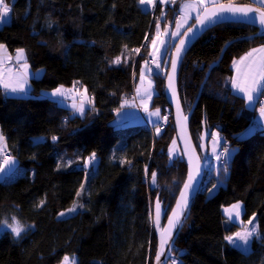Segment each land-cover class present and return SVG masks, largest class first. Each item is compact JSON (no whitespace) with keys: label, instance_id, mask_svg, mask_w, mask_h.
<instances>
[{"label":"trees","instance_id":"16d2710c","mask_svg":"<svg viewBox=\"0 0 264 264\" xmlns=\"http://www.w3.org/2000/svg\"><path fill=\"white\" fill-rule=\"evenodd\" d=\"M7 1L11 19L0 27V44L12 53L24 49L32 68L44 69L42 77L31 79L33 94L80 81L94 96L98 111L73 116L53 99L6 96L0 86L1 131L23 171L14 180L0 181V221L12 224L16 217L34 225L21 238H14L9 228L0 232V264H58L70 253L77 254V264H152L157 236L150 212L157 196L164 208L173 207L186 179L183 158L169 160L168 148L176 138L173 117L159 135L156 129L153 135L147 124L121 132L112 122L122 99L134 94L161 6L157 5L154 17L138 0ZM178 4L179 0L166 7L164 23L171 18L175 23ZM256 31L245 24L215 26L196 41L181 66L179 96L188 113L209 67L219 59L226 42L234 41L203 85L190 131L199 151L201 135L214 129L236 151L225 185L212 196L206 189L216 176L204 169L201 187L206 184L200 187L174 248L182 264H264V240L254 238L248 252L225 241L241 226L227 223L222 211L242 201L243 218L248 220L255 213L264 236V133L238 136L254 122L259 102L256 109H248L245 98L226 83L233 74V60L264 44V37H250ZM137 48H142L140 55L134 51ZM116 57L121 58L120 65L111 63ZM154 76L158 94L153 103L163 111L168 105L164 76ZM52 136L58 141L53 143ZM36 137L47 139L34 144ZM93 151L99 157L98 167L87 174L83 161ZM114 152L132 164L113 160ZM61 158L79 163L65 168ZM145 165L149 177L152 171L157 173L156 185L146 179ZM81 183L87 193L82 199L86 208L59 218L58 213L78 202ZM41 200L45 205L37 208Z\"/></svg>","mask_w":264,"mask_h":264},{"label":"snow or ice","instance_id":"6c2138e0","mask_svg":"<svg viewBox=\"0 0 264 264\" xmlns=\"http://www.w3.org/2000/svg\"><path fill=\"white\" fill-rule=\"evenodd\" d=\"M157 2L158 0H138L140 5L151 6L153 8L157 6ZM159 2L161 4H175L177 0H159ZM209 3L212 5L211 10L208 7ZM256 3L257 6L255 7H240L232 4L225 5L220 3L219 0H185L182 4L180 19L175 21L176 30L171 33L167 31V28L164 30L163 36L165 38H180L178 45H172V47L175 48V56L174 58L166 60L163 65L158 63L155 58L152 59L151 63L155 65V68L158 70L156 73L157 76L160 74L159 70H162L163 68H170L171 70L167 75V89L170 91L176 105L174 123L183 127L188 120V116L183 114L181 98L177 92L175 84V73L178 66L183 62L184 54L189 50L191 44L198 38L200 33L205 28L218 22L230 20L234 16H243L246 18L248 23H259L261 27H264V0H256ZM11 12L12 9L9 7L8 3H6L5 0H0V24H7L10 21ZM192 12H195V22L185 28L184 25H186L188 20L192 18ZM228 13L232 14V16L226 15ZM161 18L162 17H157V20ZM47 27H52V23L49 22ZM181 29H183V31H181ZM161 35L160 25L157 23L155 25L154 37L149 41V45L153 51L147 52L148 56L164 57L169 51H171L167 45V40L161 38ZM145 39L147 40L148 37L146 36ZM157 43H159L160 47H157ZM231 43V41H228L225 46L227 47ZM161 49H163V51H161ZM0 50H6V46L0 44ZM68 50L69 49H66L65 51L67 52ZM134 51L136 54H140V48H137ZM221 51H223V49ZM5 59L13 60L19 69H22V71L17 75L15 80H12L0 71V85H2L4 94L6 96L15 95L17 98L27 96L29 92V76L39 78L43 74V69L29 73L27 56L25 50L22 48L16 50L15 57H0V66L4 64ZM121 62L120 57H116L111 61V63L115 65H120ZM124 63H127V59H125ZM233 65L236 67L238 75L230 78L231 86L237 92L245 95L248 107H253L260 97H264V44L259 47L252 48L238 60H233ZM134 66L135 65L133 64V67ZM144 68H147L149 74L152 73V68L149 66L148 60H144V64L139 74L140 85H143L145 82ZM81 89H83V91H81ZM135 92L136 95L132 97L131 101L127 98L122 99L120 107L114 110L116 111L118 117L123 114V109L125 108L142 107L153 126H157L161 121L164 123L168 122V116L161 115V110L159 108L149 111V106L145 103L146 100L149 102L152 100L153 87L151 80L148 81V86L143 89H141L140 86H137ZM48 95L54 98L57 103L63 104L64 101H70V110L73 116L85 117L98 111L95 107L94 96L88 94L87 88L84 87L80 81H73L71 88H66L63 84H61L48 93ZM137 99H139V103H136ZM259 102L261 104L259 108L260 119L255 122L246 133L241 135H251L257 130H264V100H259ZM189 111H191V109H189ZM153 117L155 119H152ZM67 122V118H65L63 123L67 124ZM161 130V127H156L157 135L161 133ZM183 138V134H181V139ZM46 139L47 137H36L34 138L33 143H43ZM58 139L59 138L57 136L51 137L53 143L58 141ZM200 139H210L212 141V156L218 162L216 167L217 174L226 176L229 172L232 154L236 151V149L228 147L227 142L224 141V137H222L218 131L210 132L206 130ZM222 141L224 142L223 144ZM172 143L175 145L176 141L173 140ZM201 147L203 148L204 145L201 144ZM218 149L220 150L218 151ZM184 151H187V145H185ZM177 155H182V153L176 148H170V158ZM112 159L119 160L121 164H132L131 160L120 157L115 152L113 153ZM0 161H2L0 162V174H5L7 176L9 170H14L16 173H19L20 170L16 167V160L10 154L7 138L2 131H0ZM61 161H63V158H61ZM98 162L97 154L93 151L87 158H84L82 166L87 169L89 167H94ZM196 162V175L194 176L191 172L189 173L188 181L183 186L184 190L180 193V199L176 203V208L171 210L170 215L168 214V210L162 207V202L159 199V196H157V199L154 202L153 210L150 212V220L153 226L160 228L161 217L164 216L167 219L166 226L160 229L155 253V264H163L161 261L162 256H165L167 259L166 250L168 253L174 254V233H177L183 226V219H186L185 213L189 207L190 195L195 191L196 176H199L201 171L198 156L196 157ZM73 163H79V161H63V167H70ZM189 163H192V157H189ZM60 167L61 163L58 162L57 169L59 170ZM145 176L149 183L152 185L157 184V173L152 171L149 177L147 165H145ZM216 188L217 185H213L212 189L206 190L209 191L210 195H212L214 194L213 190ZM85 195H87L85 186L84 183H81L80 189L76 193L78 202H74L70 208L58 213V217H65L69 213H78L80 210L85 209L86 205L82 202ZM44 205L45 200H41L36 207L42 208ZM225 211L229 221L233 223L239 222L244 225L243 231L236 232L232 235H226L224 237L225 241L233 248L248 252L251 250V242L254 238L264 240V236L260 233L259 223L257 222L255 213H253L246 223L240 219L245 212V207L242 201H237L231 204ZM12 220V224H9L7 220L0 221V224L6 225L10 228L14 238H21L22 234H26L28 230L34 227V225L22 223L16 217H12ZM63 264H69V258L67 256L64 257ZM71 264H76L74 257L71 260ZM172 264H182V262L179 257H175L172 260Z\"/></svg>","mask_w":264,"mask_h":264},{"label":"rangeland","instance_id":"374dc122","mask_svg":"<svg viewBox=\"0 0 264 264\" xmlns=\"http://www.w3.org/2000/svg\"><path fill=\"white\" fill-rule=\"evenodd\" d=\"M5 2L7 3V1L5 0ZM185 2V0H182V4ZM9 5V7L11 6L10 4H8ZM180 6V5H179ZM182 9V8H181ZM181 9L179 10V7L173 12L174 13V16L176 15V16H179V18H180V15H181ZM152 14H154V17H155V15H156V7L155 8H153L152 10ZM166 13H167V9L165 8V7H163V5H162V7H161V10L159 11V15H157V17H162L161 19H159V20H157L156 21V23H155V25L158 23L159 25H160V29H161V38H164V39H166L167 40V45H169L171 42H172V40H173V38H165L164 36H163V32H164V30L167 28V31L169 32V33H171L172 31H175L176 30V24L173 22V19L171 18V20H169L167 23H164V20L167 18L166 17ZM172 13V14H173ZM157 19V18H156ZM176 21V20H175ZM9 23V22H8ZM3 25H5V24H0V27H2ZM154 32H155V27H154ZM154 32H153V34H152V36H151V38L150 39H152L153 37H154ZM177 42V41H176ZM176 42L173 44V45H175L176 44ZM3 45H5V44H3ZM6 46V45H5ZM157 47H160V45H159V43H157ZM149 49H150V51H153V49L151 48V46L149 45ZM172 50H173V47H172V49H171V52H170V54H169V56H168V60L171 58V53H172ZM149 51V52H150ZM161 51H163V49H161ZM142 52V51H141ZM26 53V52H25ZM138 55V54H137ZM27 56V55H26ZM138 57V56H137ZM165 57L166 56H164V57H161V56H155V57H152V58H155L156 60H157V62L158 63H161L162 61H164V59H165ZM147 60V59H146ZM27 62H28V65H29V68H28V71H29V73H32V72H35V71H37V70H40V69H43V68H38V69H33L32 68V66L30 65V63H29V61H28V59H27ZM143 64H144V61L141 63V65H140V68H139V71H138V73H137V76H136V82H135V85H134V96L136 95V92H135V89H136V87L137 86H140L141 87V89H143V88H145V87H147L148 86V81L149 80H151L152 81V87H153V96H152V100L149 102V101H145V103H147L148 104V106H149V111H151V110H154L155 108H159L160 110H161V115H163L162 114V109L160 108V107H156V106H154V103H153V101H154V97L158 94V90H157V87H156V79H155V76H154V73H157V71H155L154 69L152 70V73L151 74H149L148 73V71H147V68H144V72H145V82H144V84L143 85H140L139 84V74H140V71H141V68H142V66H143ZM13 66V65H12ZM11 66V67H12ZM149 66L152 68L153 67V65L151 66L150 64H149ZM5 67V66H4ZM16 68L18 69V74L22 71V69H19V67L18 66H16ZM156 69V68H155ZM164 70H159L160 71V75L161 76H164V80H165V77H166V73H167V70H168V68H163ZM157 70V69H156ZM6 76H8V77H10L12 80H15L16 79V77H17V75H15L14 73H11L10 71H7L6 73H4ZM43 74H44V69H43ZM40 77H42V76H40ZM39 77V78H40ZM32 78H36V77H32V76H29V79H28V87H29V92H28V95L27 96H24V97H30V96H39V95H35V94H33V92H32V84H31V79ZM38 79V78H37ZM165 82V81H164ZM66 87V86H65ZM66 88H68V87H66ZM69 88H71V87H69ZM52 90H49V91H45V92H47V93H50ZM31 92V93H30ZM89 94V93H88ZM8 96H14V97H17V96H15V95H8ZM244 97V96H243ZM245 98V97H244ZM129 101H131V99L130 98H127ZM136 103H139V99H137L136 100ZM245 103H246V107L249 109H252V110H254V108H255V104H254V106L253 107H248V102H247V99L245 98ZM60 105H64V106H66V105H68V107H70V101H64V103L63 104H61V103H59ZM259 108L260 107H258L257 108V113H256V118L254 119V122L247 128V129H249L255 122H257L259 119H260V117H259ZM258 116V117H257ZM173 117V116H172ZM152 119H155L154 117L152 118ZM147 122H149L152 126H153V124L151 123V121L149 120V118H148V116H147V114L144 112V110H143V108L142 107H140V108H137V107H130V108H125V109H123V114L121 115V116H117V113L115 112V117H114V120H113V125H114V127L118 130V131H121V132H124V131H126L127 129H129V128H134V127H137V126H142V125H146L147 124ZM172 122H173V119H172ZM155 127V129H156V127L157 126H154ZM0 131H1V127H0ZM215 131H218V129H214L212 132H215ZM219 132V131H218ZM220 133V132H219ZM263 133H264V130H263ZM252 135V134H251ZM251 135H243L242 137H250ZM173 140H175L176 141V144L175 145H173V143L171 142L170 143V145H169V148H168V154H169V150H170V148H176L179 152H181V150H180V147H179V144H178V142H177V139L175 138V139H173ZM172 140V141H173ZM212 147H213V143H212V141L209 139V142H208V154H207V157H206V159L203 161V164H204V169L206 170V173L208 174V175H214V176H216V181H215V183L213 184V185H217V188L216 189H214L213 190V193L215 194L216 192H217V190L219 189V187L220 186H223V185H225V176L224 175H218L217 174V171H216V167H217V165H218V162L215 160V158L212 156V152H211V149H212ZM230 148H233V147H230ZM235 149V148H234ZM220 149H218V151H219ZM234 154V153H233ZM232 154V155H233ZM13 157V156H12ZM98 157V156H97ZM175 157H177V158H179L180 159V157H182V155H177V156H173V157H171L170 158V156H169V160L170 161H172ZM13 158H15V160H16V167L20 170L19 171V173H16L14 170H9V173L7 174V176L5 175V174H0V181H10V180H14L17 176H19V175H21L22 173H23V171H22V168H21V166H20V164H19V162H18V159L16 158V157H13ZM98 161H99V157H98ZM0 162H2V161H0ZM97 167H98V163L94 166V167H89V168H87V174H89L91 171H95L96 169H97ZM85 182H86V180H85ZM206 184V181H204V183H203V185H202V187L201 188H203L204 187V185ZM213 185L210 187V189H212V187H213ZM214 194H212V195H214ZM208 195L209 196H212V195H210L209 194V192H208ZM243 205H244V203H243ZM71 207V206H70ZM69 207V208H70ZM230 207V205H227V206H225V207H223V215H224V217H225V220H226V222L227 223H233V222H231V221H229L228 219H227V213H226V209H228ZM244 207H245V205H244ZM171 209H172V207L168 210V213H170V211H171ZM63 211H65V210H63ZM62 212V211H61ZM73 214H75V213H69V214H67L65 217H59V218H67V217H69V216H71V215H73ZM244 215V214H243ZM243 215L241 216V220L242 221H244L245 223L247 222V220H245L244 218H243ZM257 218V217H256ZM236 224H238V225H240L241 226V228H239L237 231H235L234 233H236V232H240V231H243V229H244V225L243 224H241V223H239V222H235ZM163 228V226H161V229ZM4 229H8V227L7 226H3V227H0V232H2ZM10 229V228H9ZM234 233H232V234H234ZM232 234H230V235H232ZM65 256H67L68 258H69V264H71V260H72V258L74 257L75 258V261H76V264H77V261H78V258H77V254L76 253H70V254H66ZM64 256V257H65ZM64 257L62 258V260L58 263V264H63V260H64ZM176 256L174 255V254H172V256H171V259H170V261L168 262V264H172V260L175 258Z\"/></svg>","mask_w":264,"mask_h":264},{"label":"water","instance_id":"95a60500","mask_svg":"<svg viewBox=\"0 0 264 264\" xmlns=\"http://www.w3.org/2000/svg\"><path fill=\"white\" fill-rule=\"evenodd\" d=\"M222 3L225 4V5L232 4L234 6H240V7H243V6H253V7H255V6H257L255 4H242V3H235V2H222ZM208 7H209L210 10L212 9V5H208ZM226 15L232 16V14H230V13H228ZM227 23L245 24V25L252 26V27L256 28L257 31H256L255 34L251 35L250 37H252V38L253 37H264V27H261L259 25V23H255V24L248 23L245 17L237 15V16L232 17V19H230V20H227V21H224V22H218L216 24H212V25L208 26L207 28H205L200 33L198 38L191 44L189 50L196 43V41H198L204 35V33H206L209 29H211V28H213L215 26H218V25H221V24H227ZM179 39L177 40L175 45L179 44ZM231 42L233 43L234 41H231ZM229 45L227 47L224 46L223 51L221 52V55H220L219 59L216 62L212 63L211 66L209 67V70L207 72L206 78H205V80H204V82H203V84L201 86L199 95H198L197 99L195 100V102H194V104H193V106L191 108V111H189L188 113H185V111L183 109V114L188 116V120H187L186 124L183 127H181V125H178V124L174 123V117L176 115V105H175L174 99L171 96L170 91L167 89V84H168L167 75L171 71L170 68H168L167 73H166L165 86H164V95H165V100H166L167 104L171 107L172 112H173V126H174V129H175L176 139H177V142L179 144V147H180V150H181V153H182L183 161L185 162V165H186V179H185L184 184L188 181V175H189L190 172L194 176L196 175L195 169H196V163H197L196 162V157L197 156L199 157V167H200V170H201L200 171V175L196 176L195 191L190 195V198H189V207H188V209H187V211L185 213L186 219L182 218L183 219V226H184L185 222L189 219V217L191 215L193 202H194V200H195V198H196V196H197V194H198V192L200 190L201 184L203 182V178H204V164H203V161L206 159L207 154H208V142H209V139H205V140H201L200 139V147H201V144H203L204 147L203 148L201 147L200 151L198 150V148H197V146H196V144H195V142H194V140L192 138L191 131H190L191 117H192V114H193L194 109L196 107V104H197V101L199 99V96L201 94V91H202L204 83L207 81V79H208V77H209V75L211 73V70L220 63V61H221L225 51L229 47ZM189 50L184 54V59H185L186 55L188 54ZM174 56H175V48H173V50H172L171 58H174ZM184 59H183V62H184ZM183 62L178 66L177 71L175 73V84H176V88H177L178 94H179V75H180V70H181V66H182ZM182 108H183V106H182ZM181 134H183V137H184L183 139H181ZM201 136H203V134ZM185 145H187V151H184ZM189 157H192V163L191 164L189 163ZM183 190H184V187H182V189L180 190V192H179V194H178V196H177V198H176V200L174 202V205H173L171 210L176 208V203L180 199V193ZM168 214L170 215L171 211ZM166 224H167V219H166V217L162 216L161 220H160V228H156L155 227L156 236H157V244H158V239H159V233H160L161 226L165 227ZM183 226H182V228H183ZM182 228L177 233H174V241H175L174 248H175L176 242H177V240L179 238V235H180V232H181ZM156 248H157V245H156ZM155 253H156V251H155ZM166 256H167V259L165 258V256L161 257V261L163 262V264H168V262L171 259L172 253H168L167 250H166ZM152 264H155V255H154V259H153V263Z\"/></svg>","mask_w":264,"mask_h":264},{"label":"crops","instance_id":"0c3cea01","mask_svg":"<svg viewBox=\"0 0 264 264\" xmlns=\"http://www.w3.org/2000/svg\"><path fill=\"white\" fill-rule=\"evenodd\" d=\"M7 1V0H6ZM230 1H232V0H219V2L220 3H222V2H230ZM250 2L251 3H253V4H255V5H257V3H256V0H250ZM7 3L9 4V2L7 1ZM160 5L161 7H162V5H163V7H167V6H170V5H173V4H161L160 2H159V0H158V2H157V5ZM180 5V6H179ZM208 5H211V3H209ZM142 6V8L144 9V10H152L153 9V7H151V6H143V5H141ZM178 7H179V10L182 8V0H179V4H178ZM177 7V8H178ZM10 8H11V6H10ZM156 8H157V6H156ZM10 15H11V13H10ZM180 19V18H179ZM178 19V20H179ZM195 19V12H192V18L191 19H189L188 20V22H187V24L186 25H184V27L185 28H187L189 25H191V23L193 22V20ZM181 31H183V29H181ZM179 39V37H176V38H174L173 40H172V42L168 45V47L170 48V49H172V45L177 41ZM151 40V39H150ZM149 45V44H148ZM262 45V44H261ZM260 45H257V46H255V47H259ZM255 47H253V48H255ZM252 49V48H251ZM250 49V50H251ZM249 50V51H250ZM150 51V49H149V46H148V49H147V52H149ZM170 52L171 51H169L168 52V54L166 55V57H165V59H164V61H162L161 62V64L163 65L164 64V62L166 61V60H168V56H169V54H170ZM245 54V53H244ZM244 54H242L241 56H243ZM15 55H16V51L14 52V53H12V52H10L9 50H8V48H7V46H6V50H0V57H2V56H7V57H15ZM241 56H239V57H237V58H235L234 60H238ZM152 57H150V56H148L147 55V60L149 61V64L152 66L153 64L151 63V61H152ZM13 65V66H12ZM5 66V67H4ZM12 66V67H11ZM16 64H15V62L13 61V60H8V59H5V62H4V64L2 65V66H0V71H2L3 73H6L7 71H10L11 73H14L15 75H18V69L16 68ZM241 67H243V66H241ZM231 68H232V71H233V74H232V76L231 77H229V78H227L226 79V83H227V85L231 88V90L234 92V93H236V94H238V95H241V96H244L245 97V95L243 94V93H239V92H237L235 89H233L232 88V86H231V83H230V78H232V77H236L238 74H237V71H236V67L233 65V63H232V65H231ZM155 70V71H158V70H156L155 69V65H153V67H152V70ZM162 70H164V69H162ZM43 75V74H42ZM41 75V76H42ZM1 87H2V85H0ZM67 87V86H66ZM32 88V87H31ZM69 88V87H68ZM81 91H83V89H81ZM31 93V92H30ZM39 96L40 97H46V98H50V99H53V100H55L54 98H52V97H50L49 95H48V93L47 92H45V91H42L40 94H39ZM133 96H134V94H133ZM132 96V97H133ZM132 97H129L130 99H132ZM246 98V97H245ZM260 99V98H259ZM259 99H258V101L255 103V108L254 109H256L257 108V106H258V102H259ZM56 101V100H55ZM62 106H64V105H62ZM65 107H67V108H69L70 109V107H68V105H66ZM250 109V108H249ZM250 110H252V109H250ZM258 117V116H257ZM255 118H256V116H255ZM254 118V119H255ZM247 130L248 129H246L245 131H243L242 133H240L238 136L240 137V138H244V137H242L243 135H241V134H244V133H246L247 132ZM257 131H261V132H263V130H257ZM255 133V132H254ZM221 135V134H220ZM228 147H231L230 145L228 146ZM227 176H228V174L225 176V180H226V178H227Z\"/></svg>","mask_w":264,"mask_h":264},{"label":"built area","instance_id":"2783aa9c","mask_svg":"<svg viewBox=\"0 0 264 264\" xmlns=\"http://www.w3.org/2000/svg\"><path fill=\"white\" fill-rule=\"evenodd\" d=\"M179 19V16L176 17V21ZM147 44V41H145L143 47ZM141 51H142V48L140 49V54H141ZM138 54V55H140ZM260 100H264V97H261ZM261 106L260 102H259V107ZM163 115H167L168 116V121L171 119V117L173 116V112H172V109L169 105L165 106L164 110H163ZM168 123V122H167ZM167 123H164L163 121H161L157 126L161 127V129H165L166 128V125ZM147 125L150 129V131L153 133H155V127L152 126L149 122H147ZM229 142H227V146H229Z\"/></svg>","mask_w":264,"mask_h":264}]
</instances>
